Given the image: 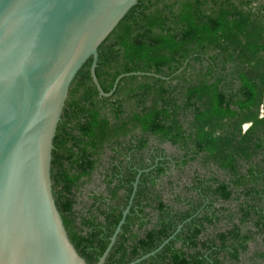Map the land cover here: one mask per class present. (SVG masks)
I'll return each instance as SVG.
<instances>
[{"label":"trees","instance_id":"obj_1","mask_svg":"<svg viewBox=\"0 0 264 264\" xmlns=\"http://www.w3.org/2000/svg\"><path fill=\"white\" fill-rule=\"evenodd\" d=\"M92 63L72 81L52 158L79 253L97 264L140 174L105 264L169 238L136 264H264V0H139L99 47L104 91L124 75L112 95Z\"/></svg>","mask_w":264,"mask_h":264},{"label":"water","instance_id":"obj_2","mask_svg":"<svg viewBox=\"0 0 264 264\" xmlns=\"http://www.w3.org/2000/svg\"><path fill=\"white\" fill-rule=\"evenodd\" d=\"M138 1L0 0V264H89L54 196V139L72 81L90 57L100 95H112L124 76L104 91L96 74L99 47ZM139 178L97 264H105L116 242Z\"/></svg>","mask_w":264,"mask_h":264},{"label":"flooded vegetation","instance_id":"obj_3","mask_svg":"<svg viewBox=\"0 0 264 264\" xmlns=\"http://www.w3.org/2000/svg\"><path fill=\"white\" fill-rule=\"evenodd\" d=\"M247 127H249V124H246V125H245V128H247ZM152 142H153L155 145L158 143L156 140H153ZM153 143H152V144H153ZM166 144H170L171 146L175 147V148L177 149V152H170V151H168L167 147L165 146ZM162 146H163V148L165 149V151H164L163 154L168 155V157H172V156H174V155H178V154H179V149H178V147L172 145V144L169 143V142L164 143ZM108 153L112 154V152H111L110 150L108 151ZM108 153H107V155H108ZM158 157H162V156H158ZM120 158L123 159V160H124V164H126V162L129 160L130 156H127V157H125V156H120ZM193 166H196V164H194ZM189 168H191V167H188V170L190 171V174H192V173H191L192 170H190ZM174 172H176V171H174ZM98 174H99V173H98ZM100 181H101V175L99 174V181H98V183H100ZM93 188H96V186H95V187H92V188L85 189V192H84V193H87V192L89 193V192H90L89 189H93ZM96 189H97V188H96Z\"/></svg>","mask_w":264,"mask_h":264},{"label":"rangeland","instance_id":"obj_4","mask_svg":"<svg viewBox=\"0 0 264 264\" xmlns=\"http://www.w3.org/2000/svg\"><path fill=\"white\" fill-rule=\"evenodd\" d=\"M165 146L167 147L168 151H170V152H177V149L175 147L171 146L170 144H166ZM103 157H105V160H106V157H108V155L106 154ZM189 173H190V171H189ZM179 174L180 173H178L176 171V175L177 176H181ZM187 177H188V174L183 175V178L184 179H187ZM98 181H99V174H98V172H96L95 175L93 176V178L90 179V180H88L86 182L85 188L87 189V188L95 187L97 185L96 183H98Z\"/></svg>","mask_w":264,"mask_h":264}]
</instances>
